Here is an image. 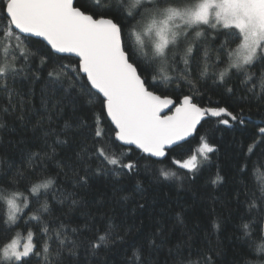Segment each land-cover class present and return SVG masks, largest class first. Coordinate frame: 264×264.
Returning <instances> with one entry per match:
<instances>
[{
    "label": "snow or ice",
    "instance_id": "obj_1",
    "mask_svg": "<svg viewBox=\"0 0 264 264\" xmlns=\"http://www.w3.org/2000/svg\"><path fill=\"white\" fill-rule=\"evenodd\" d=\"M0 22L4 23L0 31V119H25V101L15 84L26 69L33 79L46 71L51 83L66 84V91L90 97L93 108L96 103L100 105L99 113L93 110L96 143L92 149L85 145L74 157L57 160V148L70 142L60 137L67 136L73 127L91 126L77 118L65 121L64 128L57 130L51 127L49 116L42 138L44 148L27 156L29 165L42 156L57 160V166L67 170L64 175L71 174L74 188L87 189L94 176L109 171L107 165L129 173L138 169V161L124 163L110 154L111 138L104 140L102 128L105 118L114 126L110 131L116 141L135 145L147 157L167 159L197 136L205 117L226 116L244 123L226 107H201L194 102L196 96L203 95L201 86L208 80L222 86L235 77L245 85L246 94L264 99V0H0ZM34 38L46 42L50 54L31 49ZM137 51H142L145 59H139ZM57 54L60 59L74 56L77 63H58L53 58ZM173 85L178 92L187 87L188 94L174 100L157 91ZM53 108L59 111V105ZM219 123L229 125V119ZM37 125L43 127L42 121ZM0 127H4L2 122ZM259 135L264 137V127L259 128ZM259 144H264V139ZM215 151L205 137H200L193 154L183 159L173 157L171 162L195 174L201 159L209 160ZM254 154L250 147L248 159ZM93 157L101 161L95 170L90 164ZM257 165L264 167V152L252 162V168ZM111 171L119 175L116 168ZM241 171L247 175L248 165ZM160 174L165 179L176 176L165 169ZM22 181H26L23 192ZM222 181L217 173L212 183ZM57 184L39 165L18 168L11 177L7 172L0 175V207L6 208V218L0 223V240L6 241L0 244V264H71L81 247L96 255L118 244L125 245L122 264H158L154 256L164 243L162 230L141 240H129L132 229L106 217L102 227L88 229L93 232L91 238L81 239L79 228L69 229L53 215L49 201L57 199L54 190L59 192L57 202L61 205L80 203L76 191L58 189ZM240 195L246 206L236 225L242 264H264V184L250 187L245 183L238 204ZM130 198V194L120 197L124 201ZM21 227L27 232L23 243L19 232L11 235ZM214 227L218 230L220 226ZM177 255L174 264H216L210 251L188 250L185 255L177 250Z\"/></svg>",
    "mask_w": 264,
    "mask_h": 264
},
{
    "label": "trees",
    "instance_id": "obj_2",
    "mask_svg": "<svg viewBox=\"0 0 264 264\" xmlns=\"http://www.w3.org/2000/svg\"><path fill=\"white\" fill-rule=\"evenodd\" d=\"M3 30L4 23L0 22V31ZM237 43L238 41L231 47L234 48ZM29 47L46 55L50 54L47 45L39 38H34ZM136 55L141 60L145 59L142 51H137ZM53 58L64 65H75L78 60L73 56L60 59L58 54ZM38 75L39 79H33L26 69L15 84L25 101V119L21 121L15 116L0 119L4 124V127H0V175L7 172L11 177L18 168L39 165L46 170L47 175L58 181V189L76 191V198L80 203L74 207H70L68 202L63 205L58 203L59 192L55 190L53 194L57 199H50L49 202L54 217L63 221L69 229L79 228L82 232L81 239L91 238L93 232L88 229L102 227L104 218L113 217L117 224L132 229L129 240H141L154 232L163 231L164 243L154 256L158 264H174L179 259L177 250L185 255L188 250L210 251L216 264H242V247L236 225L246 206L243 204V196H239V204L237 197L245 183L250 187L254 183L264 184V167L257 165L255 169L252 168V162L264 152V144L257 146L264 139L259 135V128L264 127V99H260L259 95L253 97L251 93L246 94L245 85L235 77L222 86L208 80L207 84L201 86L203 95L196 96L194 102L201 107H226L241 117L244 123L232 121L226 116L205 117L198 126L197 136L189 138V143L171 152L167 159L147 157L136 147L125 146L116 141L114 133L110 131L114 126L105 118L102 128L105 132L104 140L111 138L110 154H115L124 163L129 159L138 161V169L135 173H129L126 169L120 170L118 166L107 165L109 171L106 174L94 176L87 189H79L73 187L71 174L65 176L64 172L67 170L62 171L57 166V160L74 157L82 146L93 148L96 143L93 110L99 113L100 105L96 103L93 108V104L88 102L90 97L78 94L77 91H66V84L51 83L46 71H41ZM173 88L174 85L157 91L166 92L174 100L188 94L187 87L183 92L174 91ZM228 88L234 91L229 92ZM256 91L259 93V82L256 84ZM2 103L3 100L0 99V104ZM53 105H59V111ZM49 116L51 127L57 130L64 128L65 121L77 118L86 121L91 127H73L67 130V136L60 138L70 142L57 148V160L44 159L42 156L29 165L28 154L44 148L42 138L44 130L49 126ZM220 119H229V125L219 123ZM38 121H42L43 127L37 125ZM200 137H205L216 151L209 154V160L201 159L198 172L193 174L179 169L171 162L173 157L183 159L192 154L200 144ZM51 139L49 138V143ZM250 147L254 148L255 154L249 160ZM161 159L163 162L157 163ZM100 163V160L93 157L90 161L91 168L95 170ZM245 164L248 165L247 175L241 171ZM113 168L119 171L118 176L111 171ZM161 169L175 172L176 176L165 179L160 174ZM217 173L223 177V181L213 184ZM25 184L26 181L21 182L22 192ZM120 189L123 191H119ZM122 194H130L131 198L121 200ZM36 206L33 203V207ZM5 212L6 208L0 207V223L6 218ZM214 224H219L218 230ZM18 231L25 233L26 229H15L11 235L14 236ZM4 242L6 241L0 240V244ZM160 242L157 239V243ZM124 248L125 245L118 244L112 250H101L93 255L84 246L79 249L78 256L71 264H122ZM193 259L196 257L193 256Z\"/></svg>",
    "mask_w": 264,
    "mask_h": 264
},
{
    "label": "rangeland",
    "instance_id": "obj_3",
    "mask_svg": "<svg viewBox=\"0 0 264 264\" xmlns=\"http://www.w3.org/2000/svg\"><path fill=\"white\" fill-rule=\"evenodd\" d=\"M238 43H239V41H238ZM237 43V44H238ZM237 44L235 45V47L234 48H236V46H237ZM199 146V145H198ZM198 146L196 147V149L198 148ZM195 149V150H196ZM195 150L192 152V154L195 152ZM191 155V154H190ZM187 158V157H186ZM202 161V160H201ZM19 232V231H18ZM21 235H20V239H21V242L23 243L25 240H26V238H27V232H25V233H22V232H19ZM16 234V233H15ZM14 234V235H15Z\"/></svg>",
    "mask_w": 264,
    "mask_h": 264
},
{
    "label": "water",
    "instance_id": "obj_4",
    "mask_svg": "<svg viewBox=\"0 0 264 264\" xmlns=\"http://www.w3.org/2000/svg\"><path fill=\"white\" fill-rule=\"evenodd\" d=\"M40 39V38H39ZM42 40V39H41ZM45 44H46V42H44ZM74 57V56H73ZM78 59V58H77ZM166 112H167V110H165ZM173 111H174V109H173ZM167 114H171V113H167ZM122 143V142H121ZM124 145V144H123ZM125 146H133V147H135V145H125Z\"/></svg>",
    "mask_w": 264,
    "mask_h": 264
}]
</instances>
